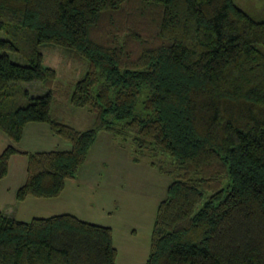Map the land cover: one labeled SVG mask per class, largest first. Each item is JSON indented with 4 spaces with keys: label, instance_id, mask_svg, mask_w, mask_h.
<instances>
[{
    "label": "trees",
    "instance_id": "16d2710c",
    "mask_svg": "<svg viewBox=\"0 0 264 264\" xmlns=\"http://www.w3.org/2000/svg\"><path fill=\"white\" fill-rule=\"evenodd\" d=\"M258 2L245 9L237 0H0V131L17 144L29 124H47L71 144L35 153L8 146L0 181L12 157L24 155L27 180L17 202L57 198L107 132L132 142L136 154L171 158L177 169L157 208L145 264H264ZM134 27L150 29L146 44ZM47 46L87 62L70 102L95 115L89 130L52 116L58 74L45 64ZM34 83L50 91L32 96ZM117 260L111 227L71 214L23 222L0 212V264Z\"/></svg>",
    "mask_w": 264,
    "mask_h": 264
},
{
    "label": "rangeland",
    "instance_id": "374dc122",
    "mask_svg": "<svg viewBox=\"0 0 264 264\" xmlns=\"http://www.w3.org/2000/svg\"><path fill=\"white\" fill-rule=\"evenodd\" d=\"M248 9L250 7H261L258 0H237ZM134 25H136L134 23ZM127 27H132L128 24ZM146 39L149 28L134 27ZM129 32V28L127 29ZM125 38L127 35H120ZM0 38L5 35L0 33ZM133 38H130V41ZM134 46V45H133ZM132 46V47H133ZM136 46V45H135ZM45 64L57 71L58 79L53 90L56 91L52 106V116L61 122L68 124L79 131L92 128L95 115L88 109L74 107L70 97L76 83L85 75L88 65L86 61L79 60L60 47H45L43 50ZM32 96L46 94L50 89H44L42 85L34 83L28 85ZM32 125L27 127L25 143L28 146L38 147L35 135L30 132ZM0 150L11 140L0 131ZM124 143L120 138H114L107 132L98 135L96 143L92 146L86 163L79 171L80 178L77 184L69 186L68 193L70 201L76 202L78 211L82 218L97 222L99 220L86 217L90 212L96 216L103 215L99 222L104 226L112 227L114 241L118 250L117 262L122 264L124 258H128L130 251L139 250L146 253L148 258L151 250L152 233L157 214V208L161 201L167 196L169 185L176 178L177 171L174 161L165 156L152 157L150 154H136L132 142ZM71 149V144L62 141L58 150ZM1 152V151H0ZM139 157L140 162L135 163L133 159ZM154 161L161 164L166 173H160L158 169L151 166ZM12 169L9 182H18L19 173ZM20 170V169H19ZM21 171H24L23 169ZM27 171L25 169V175ZM1 185H8L2 182ZM93 185L90 191L87 186ZM146 259L142 262L144 264ZM129 262L126 264H137Z\"/></svg>",
    "mask_w": 264,
    "mask_h": 264
},
{
    "label": "crops",
    "instance_id": "0c3cea01",
    "mask_svg": "<svg viewBox=\"0 0 264 264\" xmlns=\"http://www.w3.org/2000/svg\"><path fill=\"white\" fill-rule=\"evenodd\" d=\"M29 125L33 126L30 129V132L32 133V135L37 134L41 136L39 138L36 137V141L38 142V145H41V146L34 148L33 146H28L25 143L26 134L28 132L27 127ZM29 125L25 129V133H24V137L22 141L17 144L13 143L12 141L11 142L7 141L6 144H4V146L1 148L2 150H0L1 151L0 154L5 150V148H7L10 145H13L17 150L24 152V153H35V152L52 151V150L60 149V146L62 145L63 140L57 137L56 135H54L52 131L50 130V127L47 124L32 123ZM0 139H1V135H0ZM63 151H68V149L63 150ZM27 164H28V159L24 155H15L10 160V170H9L8 177L0 181V212L6 213L8 215H14L17 220L23 221V222H30L33 219L50 218V217L58 216V215L71 214V215L77 216L83 221H86L92 224H97V225H102V226L105 225L99 222L100 220L103 219V215L105 214L96 216L95 214L87 212L85 214L86 217L99 220L97 222H92V220L82 218L83 217L82 214H80V212H77L79 210L77 203L70 201V194L68 193V190H69L68 188L69 186H71L70 184L72 185L77 184L80 178V175H78L76 179L68 180L66 183V188L64 192L57 198L45 199V198L28 197L23 202H17L16 192L22 185L25 184L27 180V174L25 175V169L27 171ZM13 168L14 169L17 168V170L15 171L19 173L20 175V179L18 182L8 181L9 178L11 177ZM22 169L24 171H21ZM2 182H8V185L3 186L1 185ZM87 189L90 191H93L94 186L93 185L87 186ZM130 252L131 254L129 253L128 258H124L122 260V264H126L129 262H135V263L138 262L137 264H142V262L145 259L147 262L148 258H146V253L144 251L132 250Z\"/></svg>",
    "mask_w": 264,
    "mask_h": 264
}]
</instances>
